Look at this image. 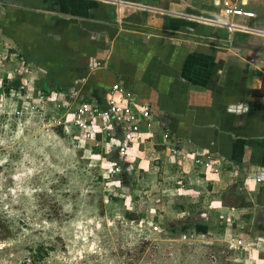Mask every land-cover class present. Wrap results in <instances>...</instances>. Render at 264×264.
Wrapping results in <instances>:
<instances>
[{
  "label": "rangeland",
  "instance_id": "rangeland-1",
  "mask_svg": "<svg viewBox=\"0 0 264 264\" xmlns=\"http://www.w3.org/2000/svg\"><path fill=\"white\" fill-rule=\"evenodd\" d=\"M245 3L256 17L236 20L262 27L264 0ZM74 106L0 34V264H264V195L245 177L218 163L225 186L202 182L178 143L154 154L151 135L119 175L116 155L63 130Z\"/></svg>",
  "mask_w": 264,
  "mask_h": 264
},
{
  "label": "crops",
  "instance_id": "crops-1",
  "mask_svg": "<svg viewBox=\"0 0 264 264\" xmlns=\"http://www.w3.org/2000/svg\"><path fill=\"white\" fill-rule=\"evenodd\" d=\"M117 1L0 0V13L19 26L18 40L9 37L26 61L75 105L121 82L154 113L141 135L154 154L157 140L178 143L186 160L210 154L251 179L264 168V19L229 32L185 16L221 0ZM219 164L197 177L225 186ZM250 192L264 195V182Z\"/></svg>",
  "mask_w": 264,
  "mask_h": 264
},
{
  "label": "built area",
  "instance_id": "built-area-1",
  "mask_svg": "<svg viewBox=\"0 0 264 264\" xmlns=\"http://www.w3.org/2000/svg\"><path fill=\"white\" fill-rule=\"evenodd\" d=\"M116 3L119 4L117 0ZM246 5L244 2L221 0L218 13L203 12L185 16L199 23L227 29L229 32L247 30L248 27L239 21L254 18L256 14ZM117 13L120 17V8ZM154 117L152 110L147 105L140 103L121 82H114L105 91L102 100L84 99L79 101L73 107L67 121L62 123L63 130L66 132H76L78 138L84 142L94 140L97 145L101 144L105 154L116 155L117 159L109 161L108 169L118 174L122 170L121 161H128L135 156L141 142L143 129L150 128ZM58 124H61V121H58ZM164 137L166 138L167 134H164ZM194 154L196 166L210 167L213 171H217L218 159L198 151H195ZM203 157L205 158L203 159ZM263 182L264 168L255 167L252 178H245L240 187L241 190L250 192ZM250 183L252 184L250 185Z\"/></svg>",
  "mask_w": 264,
  "mask_h": 264
},
{
  "label": "trees",
  "instance_id": "trees-1",
  "mask_svg": "<svg viewBox=\"0 0 264 264\" xmlns=\"http://www.w3.org/2000/svg\"><path fill=\"white\" fill-rule=\"evenodd\" d=\"M6 14L0 13V34L7 35L10 37H14L15 40H18L17 39V33L19 31V29H18L19 26L12 28V25L7 23V22H9L8 20H10V18ZM125 170H126V165H123V168L121 170L122 173ZM119 175H120V173H119ZM183 228H185V227H183ZM192 229H193V231H198L199 233H206L208 227L205 224H198L197 223L193 226ZM125 253H126V251H125ZM127 253H128V251H127ZM129 253H131L130 259L126 263L133 264L134 260L137 259V253H134V252H129ZM129 253H128V255H129Z\"/></svg>",
  "mask_w": 264,
  "mask_h": 264
},
{
  "label": "water",
  "instance_id": "water-1",
  "mask_svg": "<svg viewBox=\"0 0 264 264\" xmlns=\"http://www.w3.org/2000/svg\"><path fill=\"white\" fill-rule=\"evenodd\" d=\"M141 7H144L143 5Z\"/></svg>",
  "mask_w": 264,
  "mask_h": 264
},
{
  "label": "bare ground",
  "instance_id": "bare-ground-1",
  "mask_svg": "<svg viewBox=\"0 0 264 264\" xmlns=\"http://www.w3.org/2000/svg\"><path fill=\"white\" fill-rule=\"evenodd\" d=\"M245 3V2H244Z\"/></svg>",
  "mask_w": 264,
  "mask_h": 264
}]
</instances>
